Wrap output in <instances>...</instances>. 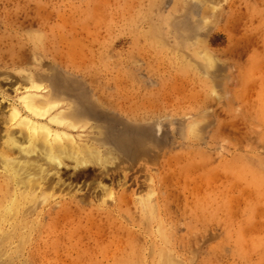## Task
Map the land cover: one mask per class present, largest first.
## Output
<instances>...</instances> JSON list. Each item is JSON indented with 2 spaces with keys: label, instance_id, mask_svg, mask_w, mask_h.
I'll return each mask as SVG.
<instances>
[{
  "label": "rangeland",
  "instance_id": "1",
  "mask_svg": "<svg viewBox=\"0 0 264 264\" xmlns=\"http://www.w3.org/2000/svg\"><path fill=\"white\" fill-rule=\"evenodd\" d=\"M28 76L89 122L69 133L138 151L60 167L0 264H264V0H0V153ZM16 189L0 170V207Z\"/></svg>",
  "mask_w": 264,
  "mask_h": 264
},
{
  "label": "bare ground",
  "instance_id": "2",
  "mask_svg": "<svg viewBox=\"0 0 264 264\" xmlns=\"http://www.w3.org/2000/svg\"><path fill=\"white\" fill-rule=\"evenodd\" d=\"M208 1L210 2V0H208ZM204 2H205V0H204ZM199 24H200V21H199ZM201 24H202V22H201ZM205 24H206V22H205ZM203 57H204V61H203V64H201V65H202V68H203V65H205V70L207 71L206 66H209L212 64L214 57L212 59L211 54L207 53V52H204ZM210 70H211V68H210ZM202 72H203V70H202ZM208 72H209V70H208ZM23 74H24V71H23ZM23 80L24 79L22 78V81H20V82H23ZM47 80H49V79H47ZM27 81H29V83H27ZM25 83H27L28 85L26 84L27 86H25L26 88H24V91L22 92V94H20V95L18 94L19 95L18 98L20 101V105L25 110L26 114H22L21 110L19 109V107L17 105L16 106L11 105V107H9L10 108V113H9L10 118L13 119V121L15 120L16 121L15 123H17V125L22 126V128H21V130H19L18 134H15L9 130H6L5 134L3 135L4 138L1 142L4 153L3 152L0 153V170H2L3 172H5L7 174V177L16 186V188H17L16 191L17 190L18 191L16 192L14 190L12 195H10L9 198H7V200H6L7 202L0 207V225H2V222L5 218L15 217V215L19 211L20 205L24 204L27 201H32L36 198H39L40 194L37 195L38 193H35L37 188L39 190L41 189V191H42L43 190L42 186L46 182H49L46 184V186H45L46 188L49 186L55 187V185H58L59 183H61L62 179L60 177V170H61L60 167L71 166L73 172L76 175L79 172L88 173L87 171H88V168L90 165H100L103 168V167H106L105 166L106 163L112 162V160L115 157L117 159H121V156L125 153H127V154L130 153V155H131L134 152L138 151V146L134 150L135 147L132 148V147L124 146V149H122L120 146H116V145L112 144L111 142H109L107 137L105 138L106 134H104L105 136L103 135V138L101 137L102 132L98 133L99 129L98 130L96 129L97 132L95 131V133H97L98 136L93 135L94 137L90 136L91 138L89 136H85V135H82L80 133L77 134V136L72 135L71 132L69 133L67 131V129H74V128L78 127L79 126L78 123L81 120H82L81 122L84 126L86 125V123H89V122L80 118L81 120L79 119V121L77 123V121L74 120L76 115L74 114L75 115L74 116L72 114L74 112L71 113L74 116V118H72L71 114L69 115L70 117L68 115H64L66 113L61 111L60 109H59V111H54V113L53 112L51 113V110H53L55 107H57L59 105V102L62 101V99H59L60 95H58V92L56 94L55 93L53 94L52 92L50 93V91H48L46 89L47 87L45 88L44 86H42L43 84L39 80H37L36 77L30 76L29 78H27ZM50 86L52 87L54 85L50 84ZM16 89L19 90V86ZM20 89H21V87H20ZM53 92H55V91H53ZM60 92H59V94H60ZM64 92H66V91H64ZM61 96H62V94H61ZM67 96L64 95V99L67 98ZM68 98L70 99L71 97L68 96ZM67 99H65V100H67ZM70 101H72V99ZM73 101H74V99H73ZM82 103H84V102H82ZM72 104L74 105V102ZM88 104H90V103H88ZM74 106H76V105H74ZM74 106L69 105V108L71 107L70 110ZM83 109H86V107ZM67 110L69 111L68 108H67ZM97 117H99V116H97ZM113 117H115V116L113 115L112 118ZM76 118L78 120L79 116ZM91 118H93V116L89 117L88 119L90 120ZM95 118L93 119L94 121L98 120V118L96 120H95ZM99 119H101V118H99ZM122 119H124V118H122ZM105 120L106 121L110 120L113 122L115 121V120L110 119L109 117L106 119L104 118L103 122ZM144 121H146V120L144 119ZM158 121H157V123H158ZM137 122H139V121H137ZM8 123H10V122H8ZM97 125L98 124H94L92 126L94 128L96 127V128L101 129V126L97 127ZM101 125H103V124H101ZM104 125L111 126L110 124H104ZM80 127H82V126L80 125ZM93 127H92V129H94ZM104 127H103V130L105 131V129L107 127H105V128ZM90 128H91V126H90ZM107 130L109 131L108 128H107ZM152 132H153V130H152ZM113 135H115V134L113 133ZM111 136L112 135H110L109 137L111 138ZM125 136H126V133H125ZM120 137H118V138H120ZM148 138H146V141ZM156 138H158V136ZM135 140H136V138H135ZM136 141H138V140H136ZM156 142H157V140H156ZM134 143L136 144L137 142H134ZM131 144H133V143H131ZM157 144H158V142L156 143V145ZM141 146H142V144H141ZM102 148L104 150H101ZM120 149L125 151L121 156L117 152V150L120 151ZM147 149H148V146H147ZM111 150H112V152H111ZM148 150H150V149H148ZM144 151H145V149H144ZM153 151L155 152V150H153ZM114 152H116V154H117L116 156L113 155ZM149 152H148V154H149ZM119 153L121 154V151ZM126 155H124V156H126ZM134 157H136V156H134ZM126 158H125V161H126ZM128 158H129V156H128ZM116 163H117V161H116ZM107 168H108V166H107ZM51 174L56 175L55 180L49 179V176ZM51 183H53L55 185L52 186ZM103 189H106V188H103ZM47 192L48 191L46 190V193ZM41 193H43L42 195H44V191ZM109 194H110V192H109ZM46 195H48V194H46ZM46 195H44V196H46ZM45 198L46 197H44V199ZM68 208H70V207L64 206L63 210H66ZM16 227H17L16 225L12 226L10 229L11 230L10 233L7 231L5 233V231L3 230L5 235H4V238L0 239V243H3L5 241H7L8 239H10L11 235L12 234L14 235V232H15L14 230L16 229ZM1 234L3 235L2 232L0 233V235ZM24 241H25V239H24ZM19 242L21 243V240ZM3 249H5V248L3 247ZM87 250H89V249H87ZM5 251H2V252L4 253ZM12 251H13V249H12ZM84 252H86V251L82 250L80 253L76 252V255L78 257L82 256V255H84ZM88 255H89V253H88ZM103 256H106V255H103ZM23 260H26V259H23Z\"/></svg>",
  "mask_w": 264,
  "mask_h": 264
}]
</instances>
